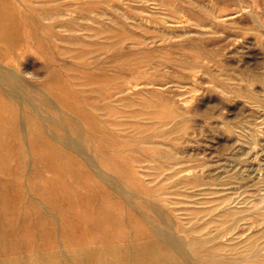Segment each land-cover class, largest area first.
Listing matches in <instances>:
<instances>
[{"label":"rangeland","instance_id":"1","mask_svg":"<svg viewBox=\"0 0 264 264\" xmlns=\"http://www.w3.org/2000/svg\"><path fill=\"white\" fill-rule=\"evenodd\" d=\"M157 231L264 264V0H0V264H179Z\"/></svg>","mask_w":264,"mask_h":264},{"label":"bare ground","instance_id":"2","mask_svg":"<svg viewBox=\"0 0 264 264\" xmlns=\"http://www.w3.org/2000/svg\"><path fill=\"white\" fill-rule=\"evenodd\" d=\"M15 96V95H14ZM16 97V96H15ZM18 98V97H17ZM35 108V107H34ZM32 110V109H31ZM38 111V110H36ZM34 112V111H33ZM43 120V119H42ZM72 128V127H71ZM73 132V131H72ZM77 132V131H76ZM77 142V141H76ZM80 144V143H79ZM74 146V145H72ZM94 171V170H93ZM96 172V171H94ZM105 180V178H104ZM107 181V180H106ZM117 189V188H116ZM157 236L159 238V241L158 243H163L165 247H168L172 250H174L177 255H178V259H180L179 261V264H188V261H187V258L185 257V254H183V251H182V246L181 245H178L171 236L165 234V233H161V232H158L157 231ZM145 251V250H144ZM143 251V252H144ZM146 252V251H145ZM144 252V254H145ZM187 256V255H186ZM144 264H165L163 263L161 260H158V261H154V262H148L145 260Z\"/></svg>","mask_w":264,"mask_h":264}]
</instances>
